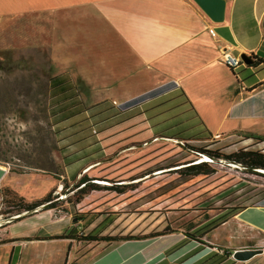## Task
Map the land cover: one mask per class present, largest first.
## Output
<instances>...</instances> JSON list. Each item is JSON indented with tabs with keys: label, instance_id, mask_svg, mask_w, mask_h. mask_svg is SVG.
I'll use <instances>...</instances> for the list:
<instances>
[{
	"label": "crops",
	"instance_id": "obj_1",
	"mask_svg": "<svg viewBox=\"0 0 264 264\" xmlns=\"http://www.w3.org/2000/svg\"><path fill=\"white\" fill-rule=\"evenodd\" d=\"M36 14L52 25L48 48L57 71L53 75L67 74L78 84L85 105L105 100L120 105L164 87L174 90L168 96L175 99L154 108L159 101L151 103L143 114L108 120L99 140L77 129L57 134L62 171L54 173L59 195L55 206L0 223V264H199L214 253L204 264L264 262L263 202L246 205L197 241L187 232L218 212L206 218L168 211L151 223L138 218L133 227H114L120 212L104 208L106 201L82 207L91 192L75 206L67 199L82 176L99 185L156 178L144 170L167 161L174 151L185 153L182 159L190 156L171 137L191 123L202 137L209 134L210 141L241 134L264 137V65L242 62L230 69L219 59L221 48L228 47L237 56L264 61V0H225L220 22L212 21L193 0H0L2 19ZM177 104L181 106L168 110ZM75 213L85 214V219L74 220ZM87 213L95 215L90 222ZM166 226L168 233L140 239L50 238L91 230L100 236L126 231L144 235ZM224 248L261 252L238 261L224 257Z\"/></svg>",
	"mask_w": 264,
	"mask_h": 264
},
{
	"label": "rangeland",
	"instance_id": "obj_2",
	"mask_svg": "<svg viewBox=\"0 0 264 264\" xmlns=\"http://www.w3.org/2000/svg\"><path fill=\"white\" fill-rule=\"evenodd\" d=\"M46 19L38 14L15 20L0 18V223L19 215L17 209L25 202L22 197L42 199L52 190V197L59 196L54 173L59 174L62 165L56 129L48 112L49 79L57 71H53L48 48L52 25ZM83 98L91 104V99ZM246 137H219L207 143H212L209 149L222 153L245 147L264 152V142ZM183 155L171 152L167 161L145 169L143 174L156 177L148 182L101 183L123 193L94 190L82 207L92 204V208L106 201L104 208L120 212L114 227L122 223L133 227L138 218L151 223L168 211L175 216L191 213L192 217H204L225 207L264 203V178L253 176L239 164L210 157L206 160L212 162L209 174L188 175L183 167L198 162L200 154L182 159ZM176 161L179 163H173Z\"/></svg>",
	"mask_w": 264,
	"mask_h": 264
},
{
	"label": "trees",
	"instance_id": "obj_3",
	"mask_svg": "<svg viewBox=\"0 0 264 264\" xmlns=\"http://www.w3.org/2000/svg\"><path fill=\"white\" fill-rule=\"evenodd\" d=\"M255 61L253 65L263 64L264 61L259 58H254ZM231 69V68H230ZM81 87L78 84L73 83L70 77L67 74H57L53 75L49 79V102H48V112L50 121L52 126L56 129V135L61 131H65L67 129H77L79 131H87L90 137H97L100 139V134L104 130L103 124L108 120L117 119L123 115H127L130 113L143 114L149 111L151 108L148 106L151 103H156L154 107L162 106L173 99L175 97L168 96L173 89L169 87L159 88L153 91H150L146 94H143L139 97L133 98L125 103L120 105H115L109 101H101L99 103L87 106L82 101L80 97ZM181 104L173 105L168 110H176L180 107ZM143 122H146L143 120ZM195 125L191 123L185 130L182 132H178L174 134L171 138L178 140L181 143H178L182 148L187 150L190 154L199 155L204 154L210 157L212 160L214 159H224L227 162L239 164L243 170H246L250 174L258 178H264V152L261 150L248 149V147L237 149L231 153H222L218 149H209L212 143L210 142V135H206V137H202L201 133H196L194 130ZM184 132L185 135L182 136ZM71 135H68L64 138H68ZM160 136V135H159ZM249 138V137H246ZM254 140L259 142H264V137H251ZM147 138H143L139 142H144ZM205 140L204 142H200ZM210 161H201L189 164L185 167V171L188 175H198V174H209L212 169L210 167ZM58 178V177H57ZM67 184H62V190H66ZM73 193L67 198L72 206L79 203L82 198L89 194L94 190L100 189H115L118 190L117 187L111 188L107 186H100L94 181H91L86 176H82L74 185ZM120 188V187H119ZM123 188V187H122ZM122 192L121 190H118ZM52 192H49L42 199L31 201V202H23L21 206L17 209L18 213L21 214L19 217H26L36 210H47L54 208L55 203L52 197ZM246 206V205H245ZM245 206H231L220 209L218 214L211 219H208L205 223L195 228V230L191 232H187V235L195 239L197 241H201L200 237L203 234L209 232L216 226L220 225L228 218L239 212ZM216 213V212H215ZM91 215L92 213H87ZM83 213H75L73 215L74 220H78L79 218L85 219ZM18 217V218H19ZM206 218L209 215H205ZM95 215H91L88 218V222L93 220ZM113 220V218H111ZM170 228L166 226L162 230L152 231L144 235H135V234H123V235H98V233L93 232L92 230L86 233V235H61L54 236L50 238H59V237H77L79 240L85 241H120V240H129V239H140L162 235L168 233ZM232 251L224 248L222 250V255L224 257H230ZM217 253L212 254L202 263L209 262L212 258L216 257Z\"/></svg>",
	"mask_w": 264,
	"mask_h": 264
},
{
	"label": "water",
	"instance_id": "obj_4",
	"mask_svg": "<svg viewBox=\"0 0 264 264\" xmlns=\"http://www.w3.org/2000/svg\"><path fill=\"white\" fill-rule=\"evenodd\" d=\"M199 8L214 22L224 18L225 0H193ZM264 29V19L262 23ZM240 59L246 65H251L254 59L250 55L240 54ZM261 252V249H236L231 256L235 260L244 261Z\"/></svg>",
	"mask_w": 264,
	"mask_h": 264
},
{
	"label": "built area",
	"instance_id": "obj_5",
	"mask_svg": "<svg viewBox=\"0 0 264 264\" xmlns=\"http://www.w3.org/2000/svg\"><path fill=\"white\" fill-rule=\"evenodd\" d=\"M219 59L231 69H236L242 63L239 56L233 54L228 47L221 48Z\"/></svg>",
	"mask_w": 264,
	"mask_h": 264
},
{
	"label": "bare ground",
	"instance_id": "obj_6",
	"mask_svg": "<svg viewBox=\"0 0 264 264\" xmlns=\"http://www.w3.org/2000/svg\"><path fill=\"white\" fill-rule=\"evenodd\" d=\"M198 162H201V161H206V160H209V157L204 155V154H200L197 158Z\"/></svg>",
	"mask_w": 264,
	"mask_h": 264
}]
</instances>
